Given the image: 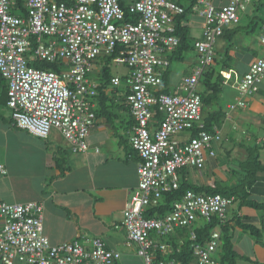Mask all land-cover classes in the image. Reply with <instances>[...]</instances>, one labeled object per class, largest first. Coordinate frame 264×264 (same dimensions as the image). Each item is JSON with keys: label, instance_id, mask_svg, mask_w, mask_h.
<instances>
[{"label": "built area", "instance_id": "2783aa9c", "mask_svg": "<svg viewBox=\"0 0 264 264\" xmlns=\"http://www.w3.org/2000/svg\"><path fill=\"white\" fill-rule=\"evenodd\" d=\"M252 1L197 0L191 5V15L203 19L195 43L200 65L183 79L180 94H167L161 92L159 69L169 65L167 54L180 44L176 19L186 13L182 0H0V75L8 82L7 105L19 129L42 139L58 131L74 153H87L98 120L99 84L92 79L97 63L117 55L114 65L127 67L124 87L135 121L130 142L140 163L139 185L125 206L122 226L145 264H183L162 259L172 250L163 239L178 228L190 230L192 264H219L215 255L221 232L213 231L203 245L193 228L215 218L226 223L234 196L189 190L165 217L147 218L145 212L180 188L182 172L203 170L216 157L222 135L218 127L205 129L198 84L214 64L219 37L240 23ZM128 13L135 21H127ZM259 42L264 48V28ZM40 62L61 68H37ZM223 76L226 85L231 75ZM263 83L264 56L237 82L240 97L229 111L246 108L243 99L259 92ZM112 85L122 87V78L114 77ZM0 170L5 172L1 165ZM120 258L101 238L52 245L44 232L42 203L0 201V264H117Z\"/></svg>", "mask_w": 264, "mask_h": 264}, {"label": "crops", "instance_id": "0c3cea01", "mask_svg": "<svg viewBox=\"0 0 264 264\" xmlns=\"http://www.w3.org/2000/svg\"><path fill=\"white\" fill-rule=\"evenodd\" d=\"M243 49L239 46L232 55L238 57L242 56L239 51L247 54L252 50ZM252 57L231 70V78L222 93L227 101L226 110L238 98L233 74L237 73L239 78L247 74L251 64L260 58L257 54ZM178 87L172 94L181 93ZM3 88L0 107H8ZM112 96L102 107L106 108L105 116L98 118L87 139V153H74L58 131L42 139L19 129L14 125L12 114L7 117L0 108V165L5 171L0 170V201L42 203L44 232L52 245L76 239L87 244L89 240L101 238L110 249L121 254L117 264H145L138 255V245L129 244L128 233L122 226L125 206L139 185L140 156L133 149L129 134L135 121L127 101ZM247 102L245 109L230 113L219 128L222 140L215 144L217 155L205 165L210 171L205 173L204 168L186 172L191 183L220 189L239 187L250 148L245 142L260 147L264 167V83ZM96 107L101 108L98 100ZM244 188L242 194H247L261 208L236 199L228 210L227 223L233 229L234 249L242 264H264V169L255 183H246ZM239 220L260 228L261 235L251 236L237 226Z\"/></svg>", "mask_w": 264, "mask_h": 264}, {"label": "trees", "instance_id": "16d2710c", "mask_svg": "<svg viewBox=\"0 0 264 264\" xmlns=\"http://www.w3.org/2000/svg\"><path fill=\"white\" fill-rule=\"evenodd\" d=\"M197 0H183L181 3L186 7V13L176 19V35L180 38V44L177 48H175L172 52L167 54L166 58L169 62L168 66L161 67L159 71L162 73L163 85L161 88L162 93H171L169 87V73L170 68L173 62L180 61L183 62L185 60V54L188 53L192 47L190 44L191 39V25L184 24L185 21H190L191 15V5L196 2ZM264 7V0H253L248 10L245 12L247 16H249V12L251 8H254V11L259 12ZM127 21L133 22L135 21L134 16L131 14H127ZM237 25V24H236ZM230 27V26H229ZM227 27L224 30V33L219 38H224L226 43L225 52L221 54L219 51L216 50V57L214 59V64L208 66L202 77L199 80L198 84V93L202 97L203 101V119L205 123V129L209 132H213L215 127L220 128L226 118H228V113H232L229 109L224 108L220 102L222 100V93L225 88V78L223 73H231L234 67H238L241 63L244 62V58L242 56L236 57V55H232L239 47V40L237 39V28L230 29ZM264 28V22L261 26ZM254 29H246L247 33L253 32ZM195 48V47H194ZM193 48V49H194ZM250 52V51H248ZM247 52V53H248ZM115 56L111 57H103L101 58L97 65L99 66V71L97 72V80L99 84V91L97 99L101 108L96 109L97 117L105 116L106 108H102L105 105L106 101L112 100L113 96L115 95V99L118 97L121 98L122 101H127L128 90L125 87H113L112 79L116 77L113 72L114 66V58ZM255 56V55H254ZM37 68H42L46 70H55L59 71L61 65L58 63H45L40 62L36 64ZM248 73V72H247ZM191 75V74H190ZM189 75V76H190ZM187 77V76H186ZM123 83H125V77H121ZM185 78V77H184ZM2 76L0 75V86H2L3 82ZM5 93L7 95V102H8V84L3 86ZM258 93V92H257ZM256 93V94H257ZM255 95V94H254ZM252 95V96H254ZM250 96V97H252ZM240 94L238 92V98ZM247 98H244L243 101L247 102ZM236 102V101H235ZM232 102V103H235ZM238 109H245V108H238ZM236 109V110H238ZM235 110V111H236ZM230 116V115H229ZM157 118H160L158 115ZM197 135V132L194 131L193 134ZM260 149L258 146L251 147L248 150V158L246 159L244 166H245V176L243 178L242 184L234 189H230L228 187L220 189L219 187H210V186H203V185H196L190 182L187 178L186 172L181 173V180H180V188L178 190L165 193L162 196L160 204L156 207L148 208L145 212V217L147 218H163L167 214H169L175 202L179 201L189 190L194 191L201 195H215L221 194L228 197H236V199H242L244 204L255 207L260 209L261 206L259 203L250 200L247 197V194H242L245 190V184H253L256 182L258 178V174L264 169L262 162L260 160L259 154H252L250 150L257 151ZM255 151V152H256ZM242 202V203H243ZM228 222V221H227ZM222 223L218 219H214L210 223L206 221H201L196 225L193 229L197 234V242L201 244H206L209 242L211 238V233L215 230H219L221 232V245L216 253V260L219 264H237V260L239 255L236 253L234 249V234L233 229L229 227L228 223ZM237 226L242 228L244 231L249 233L253 237H259L261 235V229L257 226L249 223L247 221H238ZM190 230L188 228H178L173 235H170L164 238V242H166L170 247L171 251L170 254L166 256H162V259L167 260H175L182 262L183 264H192L194 261L193 257V249L192 246L194 242L190 239L189 236ZM166 257V258H165Z\"/></svg>", "mask_w": 264, "mask_h": 264}, {"label": "rangeland", "instance_id": "374dc122", "mask_svg": "<svg viewBox=\"0 0 264 264\" xmlns=\"http://www.w3.org/2000/svg\"><path fill=\"white\" fill-rule=\"evenodd\" d=\"M190 20L192 21V25H191V39L189 42L191 44L192 49L188 53L185 54V60L183 62L175 61L171 65L170 73H169V76H170L169 87H170L171 93H175L177 87L181 86L184 77L193 71L192 70L193 67L195 68L196 66L200 65L199 55H198V53L194 47H195L196 41L199 40L201 38V35H202L203 19H201L197 15H190ZM263 22H264V7L259 12H256V11H254V8H251V11L249 12V16H247L246 13H242L240 23L237 25L232 24L229 27L230 29L237 28V30H238L237 39L239 40V43H240L239 46L244 47L243 50H245V48H251L252 49L250 52L247 51L248 52L247 54H246V51H239V53L242 55V57H243V54H246L243 57L244 62H246L250 58H253L252 56L255 54H257V56H259V57L264 56V50H263V48L259 42L261 34L263 33V29L261 28ZM249 27H250V29L251 28L254 29V31L247 33L246 29H249ZM226 43H227V41H225L224 38H219L216 45H215L216 50L219 51L221 54H223L225 52L224 50L226 49V46H227ZM243 63H241L240 66H242ZM234 68H236V67H234ZM113 72L116 76L123 77V76L127 75V73L129 71L125 65H114L113 66ZM92 79L95 82H98L97 71H95L92 74ZM240 79H241V77L239 78L237 76V73L233 74L232 82L234 84H237V82H239ZM2 84L3 85L0 86V96L2 95L1 89L3 88L4 85H7L8 82L6 80H3ZM122 86L124 87V83ZM178 91H179V87H178ZM225 100L226 99L224 97H222V100L220 102V104L224 108H226V105H227V101H225ZM0 108L4 110V113L7 117L12 114V110L9 107L1 106ZM227 124H230V122H228ZM245 144L251 148L253 145V142H251V143L245 142ZM260 150L261 149H258L257 151L255 150L256 152L253 150H250V151L252 154H259L260 155V152H261ZM209 171H210L209 168H205V173L206 172L208 173ZM242 263H244L242 261V259L238 258L237 264H242Z\"/></svg>", "mask_w": 264, "mask_h": 264}, {"label": "clouds", "instance_id": "9594fccd", "mask_svg": "<svg viewBox=\"0 0 264 264\" xmlns=\"http://www.w3.org/2000/svg\"><path fill=\"white\" fill-rule=\"evenodd\" d=\"M180 88V87H179ZM181 92V91H180ZM168 94V93H167ZM169 94H172V93H169ZM180 94V93H179Z\"/></svg>", "mask_w": 264, "mask_h": 264}]
</instances>
